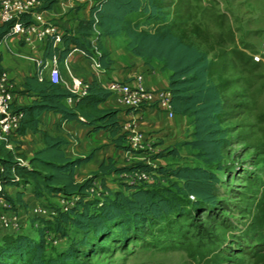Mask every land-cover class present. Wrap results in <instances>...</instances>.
Listing matches in <instances>:
<instances>
[{"label": "trees", "instance_id": "16d2710c", "mask_svg": "<svg viewBox=\"0 0 264 264\" xmlns=\"http://www.w3.org/2000/svg\"><path fill=\"white\" fill-rule=\"evenodd\" d=\"M40 1L41 9H50L58 0ZM15 19L24 24L34 21L31 12ZM11 24L12 20L0 22V41L12 35ZM121 33L133 54L159 59L162 67L170 70L167 90L172 109L188 115L193 124L190 137L182 143L188 144L206 165L143 160L116 164L108 156L96 171L78 181L75 169L93 156V150L68 157L63 150L66 140L40 128V114L53 110L65 119L77 118L91 125V130H106L117 147L130 149L118 109L99 107L111 91L98 78L92 77L85 92L77 93L39 75L46 58L64 60L74 48L87 58H95L100 66H109L112 59L102 48V39ZM242 54L241 50L229 49L220 32H211L193 20L191 0H93L87 17L78 18L74 28H62L59 43L48 37L43 61L36 63L35 72L24 82V90H33L35 97L27 104L14 105L22 112L16 133L42 131L45 145L27 157L18 140L11 149L0 140V178L9 185L30 182L37 197L48 193L72 197L73 203L66 209L52 204L54 212L50 216H34V220L44 223L37 237L25 231L0 234V264H85L80 260L81 254H86L81 245H87L92 252L144 240L154 229L165 235L175 227L176 237L202 238L200 233L193 234L195 227L188 207L209 208L219 200L221 178L208 165L215 163L220 168L223 150L230 143V128L224 123L242 113L247 105L238 99L235 89L239 81L235 71L244 63ZM66 97L74 98L73 105L62 101ZM179 153L173 145L151 155L157 159ZM141 170L150 173L151 178L129 177ZM94 182L98 185L91 191ZM6 197L10 199L7 194ZM48 226L63 238L69 227L80 231L81 236L50 253L47 248L56 245L47 238Z\"/></svg>", "mask_w": 264, "mask_h": 264}, {"label": "rangeland", "instance_id": "374dc122", "mask_svg": "<svg viewBox=\"0 0 264 264\" xmlns=\"http://www.w3.org/2000/svg\"><path fill=\"white\" fill-rule=\"evenodd\" d=\"M93 0H81V14ZM193 20L211 32H220L229 49L243 52V62L236 74L238 99L246 102L245 110L224 124L230 130V143L223 150L220 168L208 165L220 180L219 200L209 208L194 209L189 205V219L195 227L197 239L176 237V228L164 234L157 230L144 240L88 251L80 260L85 264H264V0H191ZM63 28L57 17L48 19ZM127 38L120 35L116 44L125 45ZM254 54L260 59L255 60ZM181 157L167 156L160 160L167 164L188 163L206 165L184 146ZM180 196H182L180 194ZM49 205L73 203L72 197L44 195ZM183 197V196H182ZM185 198V197H183ZM34 217V216H33ZM44 223L35 219L27 231L37 237ZM221 227H217V226ZM48 236L57 238L56 252L65 248L81 232L67 229L63 238L47 228ZM160 237V239H158Z\"/></svg>", "mask_w": 264, "mask_h": 264}, {"label": "crops", "instance_id": "0c3cea01", "mask_svg": "<svg viewBox=\"0 0 264 264\" xmlns=\"http://www.w3.org/2000/svg\"><path fill=\"white\" fill-rule=\"evenodd\" d=\"M80 3L81 0H58L50 9L38 10L36 14H33V17L36 18L38 15L39 20L43 21L57 17L58 21L63 23V28H74L78 18L87 17L89 14L91 3L88 4L83 14H81ZM120 35L124 34L107 35L102 39L101 46L112 59L107 67L100 66L95 58L85 57L83 52L77 48L72 49L64 60H55L60 71V84L77 92L80 88L76 84L77 79L89 81L92 77H96L106 86L112 79H128L135 73H142L143 84L146 87L167 89L170 70L162 67V61L159 59H146L133 54L127 41L122 46L116 44V38ZM124 37L126 36L124 35ZM45 41L27 44L16 35H9L0 41V65L10 77L14 90V105L16 106L27 104L35 97L33 90H24V82L28 75L35 72L36 63L43 61ZM52 63V58H46L45 65L39 75L49 77ZM62 101L71 106L74 103V98L66 97ZM99 107L103 109L117 108V116L121 121L132 117V113L128 112L112 93L99 103ZM134 116L136 128L143 131L147 139V146L137 151L117 147L108 132L102 128L91 130V125L81 122L77 118L65 119L60 112L53 110H44L40 114L39 125L48 134L66 140L63 150L68 157L84 155L93 150V156L75 169L74 176L78 181L96 171L103 158L108 156L112 157L116 164H127L136 160L160 163L164 162L160 160L164 157L154 159L151 153L173 145H176L180 152L178 156L173 157L179 158L183 155L185 151L183 147L188 144H184L182 141L190 137L193 129L191 118L188 115L175 113L169 117L157 106L145 105ZM16 140L20 144V150L27 157L45 145L42 131L28 129L24 134H17ZM5 189L10 198L8 199L10 207L7 208V213H17L22 222L21 231L28 232L27 229L34 220L32 209L43 203L45 197L35 196L30 182L23 186L6 184Z\"/></svg>", "mask_w": 264, "mask_h": 264}, {"label": "built area", "instance_id": "2783aa9c", "mask_svg": "<svg viewBox=\"0 0 264 264\" xmlns=\"http://www.w3.org/2000/svg\"><path fill=\"white\" fill-rule=\"evenodd\" d=\"M40 0H2L0 6V22L11 21L10 31L12 35L27 44L34 42L45 41L48 37L54 39V43H59L61 40L62 29L57 24L50 21L39 20V16L33 17L40 8ZM24 12H31L34 21L22 23L18 18ZM264 49V42L262 44ZM255 60L260 59L259 54H254ZM49 69V78L53 82L60 83V71L55 62V58ZM76 84L80 86L77 93H84L87 86V81L77 79ZM107 88L114 94L120 104L132 113V117L121 121V128L127 134V141L130 149L139 150L147 146L146 135L143 131L135 126V113L145 105H155L164 112L167 116L172 117L175 112L172 109L169 97V91L166 88L150 89L143 84V74L135 73L128 79H112L106 84ZM76 92V91H75ZM14 90L10 77L6 70L0 68V140H2L7 148H13L14 140L16 139V128L22 116L20 110L14 107ZM72 98V97H68ZM1 170V167H0ZM131 179L151 178L150 173L146 171H137L129 176ZM98 183L94 182L91 191L97 187ZM6 184L0 178V234L4 232L17 233L22 230V222L17 213H7V208L10 207L8 198L6 197ZM67 204L61 207L66 209ZM54 212L52 205H49L45 200L43 203L34 206L32 209L33 216H50ZM51 243H56L57 238L51 239L47 235Z\"/></svg>", "mask_w": 264, "mask_h": 264}]
</instances>
